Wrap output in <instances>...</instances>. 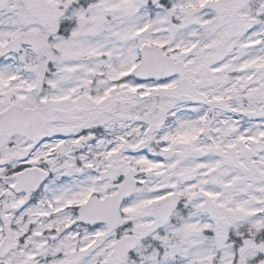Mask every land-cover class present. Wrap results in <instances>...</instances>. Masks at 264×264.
I'll return each instance as SVG.
<instances>
[{"label":"snow or ice","instance_id":"1","mask_svg":"<svg viewBox=\"0 0 264 264\" xmlns=\"http://www.w3.org/2000/svg\"><path fill=\"white\" fill-rule=\"evenodd\" d=\"M0 264H264V0H0Z\"/></svg>","mask_w":264,"mask_h":264}]
</instances>
